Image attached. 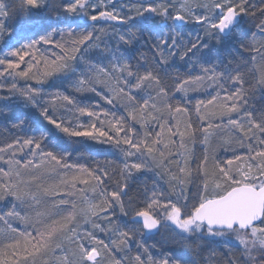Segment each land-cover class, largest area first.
<instances>
[{
    "label": "snow or ice",
    "instance_id": "1",
    "mask_svg": "<svg viewBox=\"0 0 264 264\" xmlns=\"http://www.w3.org/2000/svg\"><path fill=\"white\" fill-rule=\"evenodd\" d=\"M12 20L40 28L38 38L16 47L22 37L9 30ZM81 20L127 28L113 26L114 42H104L95 29L76 34L72 26L80 28ZM189 25L197 31L186 38ZM0 39L10 49L0 58V77L12 78L8 92L52 126L38 138L0 147L7 166L0 167V203L10 205L0 213V264H201L206 250L204 264L209 258L216 264H264V0H136L119 8L113 0H0ZM40 45L59 52L45 55ZM53 76L75 78L76 92L95 93L126 115L80 107L59 92L45 106L42 86ZM18 78L41 87L20 88ZM201 90L210 98L193 103L189 93ZM57 101L91 122L55 116ZM225 130L219 148L232 155L221 159L211 142ZM65 137L119 150L115 188L106 187L113 178L107 167H76L64 163V155L43 150ZM197 142L203 146L199 158ZM145 172L167 187L154 182L140 196L130 195V182ZM21 206L34 208V215H22ZM164 233L175 254L153 255L136 239ZM213 246L221 248L219 258ZM133 247L136 254L130 256ZM118 253L125 255L117 258Z\"/></svg>",
    "mask_w": 264,
    "mask_h": 264
},
{
    "label": "trees",
    "instance_id": "2",
    "mask_svg": "<svg viewBox=\"0 0 264 264\" xmlns=\"http://www.w3.org/2000/svg\"><path fill=\"white\" fill-rule=\"evenodd\" d=\"M113 2L115 4L117 3H135L136 0H113ZM254 3H259V0H253ZM81 27L77 28L76 25H73V29L76 32V34H80L81 32L87 30V31H93L94 29L96 30L97 34H100L102 37V40L104 42H114V41H110L109 37H111L113 35V26H117L119 28V30L124 31L126 30L127 26L126 25H118L117 22L115 21H111V22H96L95 24H93V22L91 23H85V22H79ZM47 27V25L41 27L44 28ZM53 27H58L59 29H62L64 31L67 30V25H53ZM103 28L104 29V33L101 34L100 33V29ZM49 31H51V29H48ZM40 31V28L38 29H34L28 33H26L25 35L22 36L21 39H19V42L16 43V47H19L20 44H26L30 41V39H37L38 36L36 35V32ZM197 29L191 27L190 25L185 28L184 30V34L185 37H189V35H191V37H194L196 34ZM67 38V37H65ZM55 40H59L60 39V35L57 34L54 36ZM40 51L43 52L45 55H51L52 51H56L59 52V49H56L53 45H40L39 46ZM10 49H2V51H0V58H3V56H5L7 54V52ZM11 58V57H10ZM15 59V58H12ZM30 59V57H26V60ZM26 67V65H21V68ZM35 71V70H34ZM184 69L183 67H181V72H183ZM198 69L196 70V72H194L193 74H197ZM51 77H49L47 79L46 82H48V80ZM75 78H72V80L64 78L61 81H58L56 83V87H54L53 91H57V93H61L64 92L66 95H70L72 98H74L76 105L80 106V107H91V105L96 102H104L103 100L100 99V97L96 96L95 93L92 92H76L74 90L73 87V81ZM250 79V77H249ZM45 82V83H46ZM12 83V78L11 77H0V147H4L7 143H11L13 142L15 139L20 138V139H24V138H28V137H36L38 138L40 136L41 131L45 128L43 125H41L39 122L36 121H32L29 118V115L21 110L18 106H16L15 102L13 101L12 98H10V96L12 94H10L8 92V88L10 87ZM17 85L18 87H22L23 85L25 86H41V85H37L35 80H29V81H24V80H20L19 78L17 79ZM189 95L193 98V103L196 99H208L210 98L207 95V92H205L204 90H201L200 92H190ZM223 95V93H222ZM3 97H8V99H3ZM257 97L259 98V95L257 94ZM179 98V97H177ZM7 105V107H6ZM110 106V110H112L113 112H118L121 115H126V113H124L121 109L117 108H113L111 105ZM189 107L191 108V105H189ZM63 109V108H62ZM69 109H71V111H69ZM56 114L60 115L59 113L55 112ZM63 114L65 116H67V118L69 117H73L74 119H71L73 122H79L81 124H85L87 125L88 123L91 122L92 118L88 117L87 115L84 116H80L79 118V113L75 111V108L71 105L68 107V110H66V112H63ZM63 116V115H60ZM64 117V116H63ZM101 119H104L101 118ZM193 121H195V115L192 116ZM19 120H24L25 123L17 128V127H13V125L15 123H18ZM226 134V130L225 132H221L219 133L217 136L213 137L212 142H211V147L212 149H214L216 151V154L221 158V159H225V158H230L232 153L229 152H224L222 150H220L219 148V144L221 142V137H223ZM60 143L62 144V148H55L54 146ZM42 148L44 151H54L55 154L57 155H64L65 159H64V163H67L69 165H74L76 167H86L89 169H96L97 166L100 167H107L110 176L113 177V175H111V172L109 170L110 166L112 165L114 159L113 157L109 156V155H95L94 153H92L90 151V149L86 148V147H82L79 148L77 150H74L70 147H68L67 145H65L62 141H57L55 139L51 140L50 142H48L46 145H42ZM25 153H28V149L24 150ZM39 151V150H38ZM241 152L243 150H240ZM203 155V149L201 150V152L199 153V157H202ZM19 158V156L17 157ZM25 158H31L26 156ZM5 159H7V155H5ZM39 155H37V157L34 158L35 162H39ZM0 167H4L5 169L7 168V166L0 161ZM61 173H63L64 171H68L69 175L72 174L73 170H60ZM48 182H51L52 180L56 179V177H51V178H47ZM114 178H112L111 180H108L106 182V186L110 187L112 185L115 184V181H113ZM109 183V184H108ZM77 187H84L83 185H77ZM134 191L137 193V195L142 192L143 190H141L139 187H134L133 188ZM139 190V191H138ZM140 195V194H139ZM60 197H56V199H59ZM65 199H73L71 197H63ZM53 198H48V203L50 204L51 200ZM77 204L79 205L78 199L76 200ZM8 207H10V205H5L3 203H0V213H2L3 211H7ZM17 211H20L22 215H34L35 209L28 207V206H21L19 208H17ZM13 227H17L19 230H24L25 225L19 221V220H12L11 221ZM3 222H0V228H3ZM31 230V229H29ZM218 250V256L221 254V248L218 247L216 248Z\"/></svg>",
    "mask_w": 264,
    "mask_h": 264
},
{
    "label": "rangeland",
    "instance_id": "3",
    "mask_svg": "<svg viewBox=\"0 0 264 264\" xmlns=\"http://www.w3.org/2000/svg\"><path fill=\"white\" fill-rule=\"evenodd\" d=\"M94 2L98 3V0H94ZM114 3V2H113ZM117 7L119 8L121 5H130L129 3H117L116 4ZM98 10H105L103 7L99 8ZM97 10V11H98ZM107 10H111V6H108ZM124 11H127V9H124ZM90 14H96V12L90 10ZM123 14V13H122ZM80 22H85L84 20H81ZM92 21L88 20L87 23H91ZM99 22H105V21H99ZM111 22V21H109ZM8 26H9V30L12 31L13 36H19L22 37L23 35H25L26 33L34 30V29H30L26 26L21 25L20 23L15 22L14 20L9 21L8 22ZM45 26V24H41L40 27ZM191 27L195 28L194 26L190 25ZM38 29V28H36ZM202 35V33H201ZM7 38V37H5ZM0 49H6L4 48V43H3V39H0ZM64 77L61 76H53L51 77L48 82H46L42 87H43V93H42V103L45 106H49L51 101L53 100L54 95L57 93V91H53L54 87H56V83L58 81L63 80ZM27 86L23 85L20 88H25ZM36 87V86H33ZM41 87V86H38ZM63 94H65L64 92H61ZM259 95V92L257 93ZM10 98L13 99V101L15 102L16 106H18L21 110L25 111L28 115L29 118L32 121H36L39 122L41 125H43L44 127L47 128H52L51 125L47 124V121H44L43 118L40 116V112L38 109H34L32 108L30 105L25 106V104L23 103V98L20 97L18 94L17 95H11ZM56 104L58 105V107L56 108L57 113H59L60 115H63L65 118H67V116H65L63 114V112H66V110H68V107L71 105H68L67 107L61 106L63 104V102L57 101ZM96 105H99V107H95ZM63 108V109H62ZM92 110L95 111H101L102 109H107L110 110V106L107 105L105 102H99L96 101L91 105ZM50 112L52 111L51 107L49 108ZM112 111V110H110ZM55 116L60 117V115L54 113ZM117 115H121L120 113L117 112ZM80 118V115H79ZM101 118H103V116H101ZM110 118V117H109ZM68 119H74L73 117H69ZM73 122V121H72ZM79 122H73V124H76ZM53 131H55L53 129ZM56 135L58 136H62V133H58L56 132ZM199 135V133H198ZM178 140V138H176ZM65 145H67L68 147L77 150L79 148L82 147H86L88 149H90V151L92 153H94L95 155H109L111 157H113L114 161L112 163V165L110 166L109 170L111 172V175H113L112 169L113 167L119 165L122 161V156L121 153L119 152V150L114 147L111 144H102L99 143L97 141H92V140H88L86 138H73V140H68V138H64V141H62ZM189 147H192V145H189ZM203 149V146L197 142L196 145L194 146V150H195V155L199 158V153L201 152V150ZM179 158V157H177ZM173 170H175V166L173 165ZM113 181L119 179L118 176L113 175ZM165 180L167 179V177L164 178ZM154 182H158L161 186L163 187H167L166 184H164V180H161L159 177H156L154 175V173L151 172H145V173H137L136 177L134 178L133 181H131V188L129 191V194L137 197L140 196L139 194H141L142 192H140L138 195L137 193L134 191V187H139L141 190H144L145 185H147L148 187H152ZM109 184V183H108ZM115 184L112 186H106L109 190H112L113 188H115ZM139 191V190H138ZM90 198L91 197V193H89ZM94 199H99V197H94ZM79 202V206L83 207V204L80 202V200L78 199ZM138 241L144 243L146 246H148L150 248V250L152 251L153 255H159L160 253H173L175 254V246L170 242V239L167 236V233L161 234V235H146L145 237L141 238L140 236H137L136 238ZM215 248V251L217 253V258H219L218 256V250L216 248H218V246H213ZM136 254V249L135 247H133L132 251L130 253H128V255L130 256H134ZM125 254L124 253H118L116 254L117 258H121L123 257ZM210 256V250H206L203 254H202V259H201V264H204V260L203 258H208ZM208 264H216V260L209 258L208 259Z\"/></svg>",
    "mask_w": 264,
    "mask_h": 264
},
{
    "label": "water",
    "instance_id": "4",
    "mask_svg": "<svg viewBox=\"0 0 264 264\" xmlns=\"http://www.w3.org/2000/svg\"><path fill=\"white\" fill-rule=\"evenodd\" d=\"M147 235H153V234H147Z\"/></svg>",
    "mask_w": 264,
    "mask_h": 264
}]
</instances>
